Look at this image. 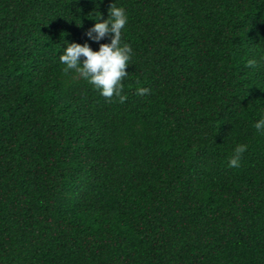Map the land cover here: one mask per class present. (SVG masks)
<instances>
[{
    "label": "trees",
    "instance_id": "1",
    "mask_svg": "<svg viewBox=\"0 0 264 264\" xmlns=\"http://www.w3.org/2000/svg\"><path fill=\"white\" fill-rule=\"evenodd\" d=\"M114 2L123 103L60 62ZM262 114L264 0H0V264H264Z\"/></svg>",
    "mask_w": 264,
    "mask_h": 264
},
{
    "label": "clouds",
    "instance_id": "2",
    "mask_svg": "<svg viewBox=\"0 0 264 264\" xmlns=\"http://www.w3.org/2000/svg\"><path fill=\"white\" fill-rule=\"evenodd\" d=\"M102 3L103 0H100ZM99 7V5H98ZM97 22L87 32L89 40L98 43L106 36L111 37V43L100 44L99 50L94 51L88 43L68 44L60 55V62L64 65V74L74 71L97 90L101 96L111 99L119 98L123 103L127 97L123 95V81L128 77L126 69L133 59L132 47L123 41V32L128 24L126 9L117 6L114 2L108 12V19L103 20V14L97 11ZM93 33L97 35L93 36ZM84 58V59H82ZM250 67L256 66L255 60L249 61ZM137 95H145L147 88H138ZM256 132L264 135V114L254 123ZM247 151V145L239 144L234 149V154L229 160L230 168L240 167L243 153Z\"/></svg>",
    "mask_w": 264,
    "mask_h": 264
}]
</instances>
